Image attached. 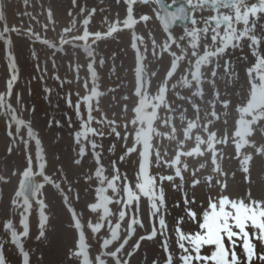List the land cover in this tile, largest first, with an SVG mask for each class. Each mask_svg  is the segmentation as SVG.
I'll list each match as a JSON object with an SVG mask.
<instances>
[{
  "label": "rangeland",
  "instance_id": "374dc122",
  "mask_svg": "<svg viewBox=\"0 0 264 264\" xmlns=\"http://www.w3.org/2000/svg\"><path fill=\"white\" fill-rule=\"evenodd\" d=\"M196 3L197 0H192V4ZM151 7L139 3V0H0V97L3 98L0 104V245H3L0 255L5 257L6 264H23L20 246L11 242V230L4 228V224L11 220L14 229L18 233L22 232V211L29 235L21 236L20 244L29 253V264H80V260L71 255L79 242V232L70 227V214L62 197H67L81 223L87 225L89 221L95 223L98 214L103 215L102 210L92 213L88 207L95 202V189L101 186L95 175L97 168L101 169L102 178L107 179L114 174L115 166L121 177L126 176L129 184H135L137 156L132 154L125 162H120L118 157L126 145L114 134L115 131L126 136L131 133L133 126L128 121L133 116L134 104H139L142 111L149 112L151 126L155 130L151 147L145 145L141 151L143 172L147 178L148 173L157 177L174 174V169L166 166L158 168L153 164L149 168V157L157 151L161 153L159 163H164L173 153L174 138H166L170 133L171 116L187 108L189 103H194L199 105L201 118L208 120L209 99L217 93L235 101L243 99L246 86L242 69L253 62L248 42L242 41L243 47L230 48L224 58L225 62L230 61L235 74L225 76L226 69L220 66L223 61L213 56L199 68L198 81L193 80L190 73L197 71L194 53L199 49L193 50L192 42L187 37L183 42L171 37L165 40L155 18L147 22L139 19L142 14L151 16ZM256 8L248 0H238L233 5L218 4L211 10L204 7V13H201L200 7H195L193 20L199 21L201 15H207L210 11L214 18L225 16L227 42L231 43L235 37L239 45L242 36L264 40V16L257 15L259 10L253 11ZM238 21L244 22L247 31L237 26ZM183 30L199 29L194 23L178 26L173 29V36L182 35ZM85 34L93 52L91 58L85 51V41L81 39ZM95 34H99L98 41ZM165 44H174L175 47L166 49ZM205 47L211 51L210 45ZM173 53L180 59L170 69V61L175 59ZM89 63L93 65L91 70L87 67ZM209 69L217 75L212 77ZM169 71L174 76L166 75ZM186 77H189V84H194V87L185 84ZM7 81L13 85L12 88H7ZM197 91H203L204 96L190 95ZM85 95L90 99L84 105ZM165 96L166 99H160ZM145 97L154 101L155 106L145 103ZM75 104H80L79 113L73 107ZM170 104L174 109L171 113L168 111ZM87 111L91 119L85 121ZM225 111L229 114L225 116L221 113L220 119L227 120V124L218 122L214 131H231L235 113L231 109ZM187 115H192L191 110ZM12 117L24 121V126L17 128ZM81 122H86L90 130L88 138L81 140L86 152L82 158L78 157V145L75 142ZM126 124L127 132L124 128ZM29 126L41 142L45 174L60 187L45 185L27 215L29 205L24 203L23 198L15 197V192L18 190V180L23 177L18 173L22 172L26 164V156L35 157L36 144L28 135ZM238 126L241 141L247 147L237 150L235 155L231 143L220 148L221 156L217 165L213 167L209 163L197 173L196 178L201 180L199 185L192 186L188 173H184V180H157L155 191L158 195L162 188L164 194V204L157 201V216L151 215L150 202L144 197L141 198L138 211L135 202L124 209L127 213L125 221L118 219V209L124 206L110 204L114 215L100 222L104 227L99 233H92L87 227L84 229L90 257L94 259L96 255L103 254L101 258L105 264H112L114 258L102 246L104 239H111L108 223L111 221L112 227L115 223H121L118 230L121 239L109 245V248L115 250V246L123 239L128 241L125 249L129 255L118 252L124 264H166L165 256L168 253L162 247L165 238L174 264H178V257L182 255L175 243L178 217H184L180 228L185 233H195L200 231L198 223L202 222V214L208 207L209 199L216 200L220 195L244 199L246 202L249 195L257 201L264 199V152H261V148H264V122L253 125L249 121L238 123ZM176 127L179 130L181 125L177 123ZM254 128L259 129L255 135ZM92 144L96 147L92 148ZM110 145L115 146L112 151L108 150ZM245 153L251 157L250 171L242 173L236 157H242ZM76 159H81L79 165L74 163ZM197 163L193 159L189 160L190 167ZM34 171L40 174L38 167L34 166ZM46 183L40 177V184ZM122 183L116 182L118 191ZM177 184L181 185L179 189L175 186ZM118 191L112 194L109 190L108 195H113L115 199ZM186 199L192 203H185ZM12 200L16 201L14 205ZM44 200L50 219L45 237L37 238L36 203ZM187 208L197 214V221L187 218ZM133 216L139 218L144 226L134 225L135 233L131 230L126 233V224ZM159 216L164 217L167 225L163 236L160 234ZM153 227L158 230L157 236L151 240H140ZM248 231L254 233L256 230L249 228ZM253 242L256 244L257 256L251 264H264L258 258L264 256V242ZM136 243L140 245L138 249L132 247ZM225 244L227 246V241ZM210 248L206 246L201 250L202 254ZM82 251L87 256V251ZM235 251L241 264H249L239 246Z\"/></svg>",
  "mask_w": 264,
  "mask_h": 264
},
{
  "label": "snow or ice",
  "instance_id": "6c2138e0",
  "mask_svg": "<svg viewBox=\"0 0 264 264\" xmlns=\"http://www.w3.org/2000/svg\"><path fill=\"white\" fill-rule=\"evenodd\" d=\"M238 0H197L196 4H192V0H188V6L185 7L184 3H178V0H139V3L145 5H151L152 15L142 14L139 19L147 22L148 20L155 18L157 23L161 27V31L164 33L165 40L174 38L175 40L184 41L187 37L188 40L192 42V49H199L198 52L194 53V63L196 65L197 71L190 73V78L198 81L199 79V68L203 63L208 62L213 56L217 59L223 61L220 66L226 69L224 75L235 74L236 71L232 68L230 61L225 62V56L230 48L243 47L242 41H247V46L251 50V56L253 57V62L250 63L246 69H242L243 80L246 86L243 93V99L240 101H235L228 99L226 96H221L217 93L214 97L209 99L210 109H209V119L203 120L201 118V113L198 104L189 103L187 108L182 111L176 112L174 116H171L172 123L170 125V133L166 135V138L172 139L174 143V149L171 157L165 159L164 163H159V157L161 153L157 151L154 155L149 157V168L155 164L158 168L168 167L169 169H174V174L169 175H159L153 176L149 175L147 178L143 172V162L141 151L145 145L151 147V141L154 138L155 130L151 126L152 121L149 118V112L142 111L139 104L133 105V116L128 121L133 127L129 135H124L119 131H115L114 134L119 137L121 141L125 143V148L122 150V154L118 157L120 162H125L132 154L137 156L138 171L136 173V182L134 185L127 182V177H121L119 169L114 166V174L109 178H102L101 169L97 168L95 170V175L98 178V182L101 185L95 189V202L90 203L88 207L92 213H98V210L103 211V215L98 214L96 222L93 223L89 221L87 225L82 224L80 218L77 215L76 210L68 203L67 197H62L63 203L67 206V211L69 215V224L75 231L79 232V242L75 245L76 250L72 251L71 255L80 260V264H105V260L101 258L103 254H98L92 259L89 255L88 245L85 243V227L91 230L92 233H99L104 227V224L100 222L105 219V217H110L114 213L109 208L110 204L123 205V208L118 209V219L119 221H125L127 207L133 206L134 202L136 205V210H139V203L141 198H147L150 202L151 215L153 217L157 216L159 209L157 207V201L161 205L164 204V194L163 189H160L157 195L155 189L157 180L174 182L177 178L184 180V173H188L191 177V184L193 187L201 183L200 179H197V173L202 169H205L210 163L215 167L217 161L221 156L219 151L224 145L232 144L235 155L237 150L247 147L246 144L241 141V132L238 123L251 122L253 125L264 122V40H260L254 36H242L240 37V44L238 45L235 37H233L232 42H227V37L225 36L224 29L227 26V22H223L220 18H214L211 11L207 15H201L199 21L192 20V23L197 24L198 31L195 30H183V34L174 37L172 26L176 21L181 19H191L187 13L195 7H200L202 9L201 13H204L203 8L209 7L215 9L219 5H233L237 3ZM250 4H255L257 6L253 11H257V15L264 16V0H248ZM243 11V10H242ZM251 15V14H250ZM126 23V21H125ZM251 23V20L248 21ZM203 26H200V25ZM237 26L243 30L247 31L244 27L243 21H238ZM230 31V30H229ZM97 41L99 39V34H95ZM238 35V33L236 34ZM85 41V51L91 58L93 52L91 47L88 45L87 34L81 37ZM205 45L211 46V51H208ZM134 47V45H133ZM166 49L174 48L175 45L165 44ZM192 54V53H190ZM175 57V53H173ZM195 57H199L196 59ZM180 57H175V59L170 61L169 68L172 69L176 66V61ZM102 63V61L100 62ZM88 69L93 68L92 63L87 65ZM139 71V69H137ZM210 75L215 77L216 72H212L209 69ZM94 75V73H93ZM166 75L174 76V73L169 71ZM184 82L189 87H194V84H189V77L184 79ZM10 81H7V88H12ZM85 87L88 85L85 83ZM211 87V86H209ZM138 91V90H137ZM191 96H204L203 91H197L190 94ZM165 97H160V99H166ZM90 97L85 95L83 97L84 105L87 104ZM145 103H152L154 101H149L148 97L144 98ZM3 103V98L0 97V104ZM71 104V101L68 100ZM73 107L76 109L77 113L80 111V104H75ZM231 109L235 113L233 119V127L231 131L222 129L219 131H214L217 128L218 122L227 124V120L221 121V113L227 116L229 113L225 110ZM191 110L192 115H187V112ZM168 111L171 113L174 111L171 104L169 105ZM15 120L17 128L24 126V121L12 117ZM91 119L90 112L87 111V118L85 121ZM179 123L181 127L179 130L176 124ZM125 131H128L127 124L124 126ZM89 129L87 128L86 122H81V130L77 131L75 134V142L78 145V157H83L86 152L84 147L81 146V140L87 139L89 134ZM259 131L258 128L253 129V135ZM28 135L35 140L36 152L35 157L28 155L26 156V164L18 175L23 176L22 180H18V190L15 192V197L23 198L24 203L29 205L27 208V215L31 211V204L33 203L30 199L31 193H36L37 191L43 192L45 185H51L59 188V185L55 184V180L45 174L46 164L44 162L43 151L40 147V140L35 137L30 126L28 130ZM92 148L96 145L92 144ZM114 145L109 146V151H112ZM260 147L259 145L257 146ZM10 151V150H9ZM261 152H264V148H261ZM257 152L256 154H261ZM207 155V160L205 156ZM239 163V169L242 173L250 171L251 157L248 154H244L242 157H236ZM193 159L197 161V165L190 167L189 160ZM75 164H80L81 159H76ZM34 166L39 168V177H42L43 181H47L46 184H40L33 181V176L36 173L34 171ZM123 181L120 185L119 191L116 187V182ZM178 189L181 185H175ZM227 185L225 184V188ZM109 190L112 194L117 193L115 199L113 195H108ZM79 197L77 196V199ZM16 203L12 200V204ZM185 203L191 204L190 199H186ZM36 208L38 211V236L37 238H44L46 235V229L49 223L48 205L46 201H40L36 203ZM188 219L197 221V214L187 208L185 210ZM20 225L23 226V231L18 233L11 222L7 221L4 224V228L11 230V242L14 245L20 246V251L23 256V264H29V253L23 250L20 244L21 236L27 237L29 235V227L25 220V213L21 212ZM184 222V217L177 218V225L175 227V243L182 253L178 257V264H241L240 258L237 255L235 249L239 246L249 264L253 261L254 257L257 256L256 244L253 241L264 242V199L254 200L249 195L247 202L244 199H230L229 196L220 195L218 199H209L208 207L203 211L202 222L198 223L200 231L195 233H185L181 228L180 224ZM110 227L109 231L111 233V239H104L102 241V246L108 249L111 254L112 264H124V260L118 255V252L123 251L124 255H129V252L125 249L128 244L126 239H123L118 245L115 246V250L109 248V245H113L115 241H120L121 223H115L114 227L111 225V221H108ZM134 225H139L143 227L140 219L136 216L130 218L126 224V233L131 230L135 233L136 229ZM159 226L160 234L163 236L164 231L167 228L165 219L163 216H159ZM249 228L255 229L254 233L248 231ZM158 234L157 228L153 227L149 234L140 237V240L144 239H154ZM227 241V246L225 244ZM239 242V243H238ZM206 246H211V248L202 254L201 250ZM3 247V245H0ZM133 248L138 249L140 247L139 243L132 245ZM162 247L166 253L165 262L166 264H174V257L169 251V246L167 243V238L162 243ZM87 251V256L85 252ZM133 253H131L132 255ZM260 260L264 261V256L258 257ZM0 264H6L5 257L0 255Z\"/></svg>",
  "mask_w": 264,
  "mask_h": 264
},
{
  "label": "water",
  "instance_id": "95a60500",
  "mask_svg": "<svg viewBox=\"0 0 264 264\" xmlns=\"http://www.w3.org/2000/svg\"><path fill=\"white\" fill-rule=\"evenodd\" d=\"M178 3H184L185 4V7L188 6V3L185 2V1H179ZM193 10L191 9L190 11H188L187 15L191 18V19H181V20H178L175 22V24L172 26V29L175 28L176 26H179V25H189L191 22H192V19H193ZM33 181L38 183V179L36 176H33ZM38 192V191H37ZM37 192L36 193H31L30 194V199L31 201H34L36 198H37Z\"/></svg>",
  "mask_w": 264,
  "mask_h": 264
}]
</instances>
